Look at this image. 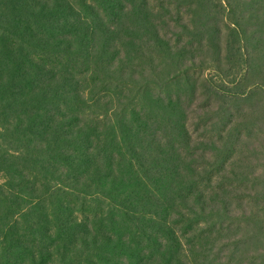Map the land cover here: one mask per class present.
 I'll return each mask as SVG.
<instances>
[{
  "label": "trees",
  "instance_id": "obj_1",
  "mask_svg": "<svg viewBox=\"0 0 264 264\" xmlns=\"http://www.w3.org/2000/svg\"><path fill=\"white\" fill-rule=\"evenodd\" d=\"M194 45L243 74L236 96L263 102L264 0H0V264H183L166 220L198 205L206 172L181 154L189 123L172 93L196 91L176 79L205 61ZM221 133L231 192L264 143ZM199 194L194 213L245 226L220 264H264V212L246 222L231 197Z\"/></svg>",
  "mask_w": 264,
  "mask_h": 264
},
{
  "label": "rangeland",
  "instance_id": "obj_2",
  "mask_svg": "<svg viewBox=\"0 0 264 264\" xmlns=\"http://www.w3.org/2000/svg\"><path fill=\"white\" fill-rule=\"evenodd\" d=\"M173 12L175 13V11ZM179 30L182 31V29H177V31ZM170 35V32L166 33V36ZM180 38L183 41L188 40V37L184 35ZM178 47L189 49L185 48L182 43H179ZM193 51L197 59L204 58L205 61H196L194 65H190L188 70L183 67L178 69L176 79L181 89L187 79L185 76H188L189 91L193 89L196 91L191 97L184 96L175 87L172 98L179 108L183 109L184 112L186 111L187 122L189 123L188 136L190 139L187 141L190 143V147L181 154L187 161L197 160L196 165L206 172V180H203L189 197V200L194 199L198 205L190 203L187 208H182L180 213L172 214L166 221L174 229L178 237L176 239L182 245L180 260L183 264H206V254L214 255L215 260H217L215 264H220L221 257L227 256L228 252L233 250L229 245L226 247L222 245L226 243L223 238H229L227 242L231 237L241 238L242 227L245 226L239 225L242 227H238L229 223L225 225L224 229H221L216 222L221 220L223 209L215 208V211L210 214L211 211L194 213L191 208L196 209V206H200V203H198V200L201 199L199 191H202L207 197H214L217 194L225 200L231 197V209L236 213L244 212L243 220L246 222L252 214L264 212V200L261 199L264 198V160L260 163L252 159L246 160L248 166L246 172L248 174L246 177L239 178L236 187L231 192H227V190H230L227 183L230 182L228 178L231 177L229 173L230 166L238 163L234 162L233 156L228 157L225 155L222 152L224 145H220L225 140L221 137V131L227 128H230L232 133L235 130H248L252 137L258 135V140H263L264 143V118L259 113L264 100L262 102L257 97L251 99L236 96L241 92L240 81L243 74L239 75L237 72L227 71L226 67H222L221 70L217 69L208 61L211 53L204 55L206 49L199 45H194ZM221 57H224L223 53ZM162 90L168 92V89L162 88L160 91ZM175 94H178L180 100L176 99ZM244 112H248V116ZM203 136H206V139ZM211 141L219 145L218 151L206 146ZM246 141L249 143L248 138ZM252 142L254 143V139H252ZM258 164L261 165L258 166ZM252 165L256 166V170L254 167L250 171ZM234 172L236 171L231 173L235 174ZM200 175L202 176L201 173ZM3 182L4 176L0 173V185ZM208 208L206 206V209ZM211 215L215 217H210ZM172 219H176L177 223L175 225H173L174 221ZM250 225L254 224L250 223ZM252 232V229H250L249 234H252ZM221 246L224 249L219 250ZM212 251H214V254H212ZM255 251L256 249L250 246L242 254L246 256ZM208 259H211V257H208Z\"/></svg>",
  "mask_w": 264,
  "mask_h": 264
}]
</instances>
